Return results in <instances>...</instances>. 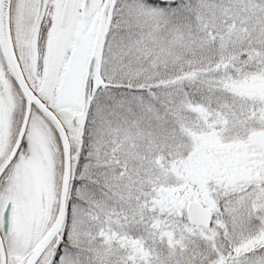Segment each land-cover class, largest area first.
Instances as JSON below:
<instances>
[{
    "label": "snow or ice",
    "instance_id": "1",
    "mask_svg": "<svg viewBox=\"0 0 264 264\" xmlns=\"http://www.w3.org/2000/svg\"><path fill=\"white\" fill-rule=\"evenodd\" d=\"M0 264H264V0H0Z\"/></svg>",
    "mask_w": 264,
    "mask_h": 264
}]
</instances>
